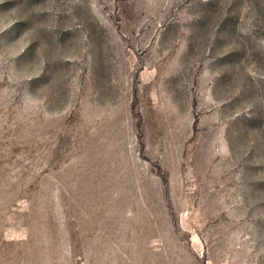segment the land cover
Here are the masks:
<instances>
[{"label": "rangeland", "instance_id": "374dc122", "mask_svg": "<svg viewBox=\"0 0 264 264\" xmlns=\"http://www.w3.org/2000/svg\"><path fill=\"white\" fill-rule=\"evenodd\" d=\"M0 264H264V0H0Z\"/></svg>", "mask_w": 264, "mask_h": 264}]
</instances>
